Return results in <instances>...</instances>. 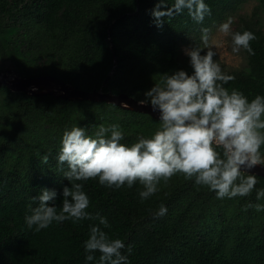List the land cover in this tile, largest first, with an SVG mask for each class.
Here are the masks:
<instances>
[{
  "label": "trees",
  "instance_id": "16d2710c",
  "mask_svg": "<svg viewBox=\"0 0 264 264\" xmlns=\"http://www.w3.org/2000/svg\"><path fill=\"white\" fill-rule=\"evenodd\" d=\"M245 1L205 0L211 14L202 24L184 10L157 27L151 9L158 0H0V59L21 76L52 74L84 90L102 87L114 69L104 91L143 100L160 75L191 74L190 58L180 57V45L191 36L198 39L202 28L236 12ZM257 1L235 30L254 33V55L245 50V68L223 71L235 77L224 87L238 90L249 102L264 96V0ZM100 124H119L121 143L131 146L141 136L150 138L160 120L106 102L0 89V264H97L100 254L87 261L84 242L98 220L54 221L39 232L25 221L41 189L57 192L59 211L62 190L71 183L83 184L86 211L107 219L110 226L101 229L125 243L122 254L128 264H264V211L254 207L264 205V198L256 199L264 177L256 175L250 195L231 199L217 198L182 174L161 181L144 201L139 182L119 189L101 185L98 177L70 183L57 164L64 131L78 126L94 136ZM162 204L167 213L154 218Z\"/></svg>",
  "mask_w": 264,
  "mask_h": 264
},
{
  "label": "clouds",
  "instance_id": "9594fccd",
  "mask_svg": "<svg viewBox=\"0 0 264 264\" xmlns=\"http://www.w3.org/2000/svg\"><path fill=\"white\" fill-rule=\"evenodd\" d=\"M187 10L188 15L202 24L211 9L205 0H158L151 9V16L157 27H162L164 18L171 20ZM232 20L222 22L218 32L230 36L233 51L246 50L254 55L250 42L256 39L254 33L231 30ZM202 40L209 39L208 28H202ZM198 46L185 48L192 73L177 70L160 75L159 82L144 93L140 105H150L159 112V129L150 138L139 137L138 142L127 146L119 124L105 127L100 124L93 135L85 128L74 126L65 130L57 164L64 178L72 181H87L98 177L101 185L115 187L124 185L131 188L139 182L142 190L139 196L147 200L158 191L161 181L165 183L176 174L185 179H193L197 185L208 187L217 198L246 197L257 184L255 174L250 170L257 165L264 166V96L248 98L236 89L229 91L224 85L235 79L224 73L214 60L216 52ZM217 148L222 151H217ZM49 156L42 157L47 164ZM67 165V171L63 170ZM82 183H71L62 190V205L57 210L55 190L41 189L33 197L38 205L32 214L25 217L29 228L35 231L46 229L54 221L98 220V225L90 226L89 238L84 242L87 261L96 259L97 264H128V257L122 254L125 243L111 239L103 231L109 223L105 217H95L86 211L89 199L82 191ZM264 198V189L256 194V199ZM253 207V205H249ZM256 211H264V205H254ZM167 213L163 204L154 218ZM131 253L132 246L128 245Z\"/></svg>",
  "mask_w": 264,
  "mask_h": 264
},
{
  "label": "water",
  "instance_id": "95a60500",
  "mask_svg": "<svg viewBox=\"0 0 264 264\" xmlns=\"http://www.w3.org/2000/svg\"><path fill=\"white\" fill-rule=\"evenodd\" d=\"M113 71L109 73L102 87L99 89L84 90L75 87L56 75L43 74L26 77L19 75L14 69H5L0 71V89L6 86L11 91L24 92L33 96L53 95L67 100L106 102L126 110L148 114L159 120V112H154L150 105H140L139 99L125 92L114 93L104 91L103 88L107 85ZM250 174L264 177V166L257 165L254 169L250 170Z\"/></svg>",
  "mask_w": 264,
  "mask_h": 264
},
{
  "label": "rangeland",
  "instance_id": "374dc122",
  "mask_svg": "<svg viewBox=\"0 0 264 264\" xmlns=\"http://www.w3.org/2000/svg\"><path fill=\"white\" fill-rule=\"evenodd\" d=\"M258 5L257 0H247L242 4L240 9L236 12L231 13L229 16H226L223 20L219 21L215 25L209 27V39L207 44H205L202 40V34L198 39L191 36L189 38L188 43H183L180 45V57L184 59L186 57L184 53L185 48H190L194 46H198L204 51H207V48H212L216 52V56L214 60L219 63L222 71H234L236 69H243L247 64V54L244 49H240L238 52L233 51V43L231 41L230 36H224L222 33L218 32V26L222 23L227 21L229 18L232 20L231 30L235 32L239 18L242 15H251L253 10H255L256 6ZM262 19V24L264 26V16L260 15ZM5 69H14L15 67L9 62H3L0 59V70Z\"/></svg>",
  "mask_w": 264,
  "mask_h": 264
}]
</instances>
